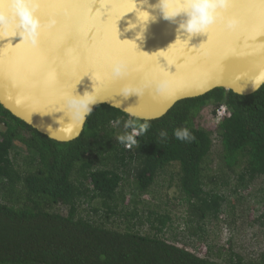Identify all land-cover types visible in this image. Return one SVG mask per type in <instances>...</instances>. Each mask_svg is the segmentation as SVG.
<instances>
[{"label": "trees", "instance_id": "16d2710c", "mask_svg": "<svg viewBox=\"0 0 264 264\" xmlns=\"http://www.w3.org/2000/svg\"><path fill=\"white\" fill-rule=\"evenodd\" d=\"M220 104L229 115L208 124L203 112L211 120ZM130 118L99 104L78 137L57 141L0 105V264H264V248L246 257L229 235L215 251L207 242L210 226L237 230L245 215L264 236V213L249 217L241 203L264 202L254 195L264 191V86L215 88L136 118L137 143L125 147L117 137ZM177 127L195 140H177Z\"/></svg>", "mask_w": 264, "mask_h": 264}, {"label": "water", "instance_id": "95a60500", "mask_svg": "<svg viewBox=\"0 0 264 264\" xmlns=\"http://www.w3.org/2000/svg\"><path fill=\"white\" fill-rule=\"evenodd\" d=\"M2 2L7 8L10 0ZM156 3L40 0L35 15L41 27L34 42L20 38L10 25L0 30V105L47 137L69 141L65 137H78L84 125L72 130L60 112L64 90L82 94L95 88L99 104L147 120L215 88L254 92L247 79L264 69V0H231L207 34L191 36L179 29L182 17L164 19L150 7ZM148 12L156 18L148 20ZM228 20L235 21L232 28ZM114 59L129 66L119 80L105 75ZM162 74L170 82L167 93L143 87ZM133 88H143L142 94H120Z\"/></svg>", "mask_w": 264, "mask_h": 264}, {"label": "clouds", "instance_id": "9594fccd", "mask_svg": "<svg viewBox=\"0 0 264 264\" xmlns=\"http://www.w3.org/2000/svg\"><path fill=\"white\" fill-rule=\"evenodd\" d=\"M231 0H157V3L150 5L154 9H158L159 13L164 19L175 21L177 17H182L179 23V29L183 30L187 34L195 35L198 33H208L211 26L222 20L223 10L230 6ZM3 2L0 0V30L6 25H10L12 29L17 33L20 38L27 37L30 41L34 42L35 37L41 27L39 18L35 15L36 11L40 7V0H10L7 3V8L13 13V17L9 18L8 14L3 10ZM149 13V12H148ZM155 16H151L149 13V19H155ZM147 20V21H148ZM235 21L228 20L227 27L232 28ZM142 31L138 39H142ZM129 72L128 64L120 59H114L108 66L105 75L109 76L113 80H119L125 77ZM102 77L97 75V82ZM251 84L253 91H258L264 86V69L259 70L255 75L247 79ZM143 87H154L159 94H165L169 91L170 82L166 75H161L159 79H153L146 83ZM238 95L243 92V87L234 89ZM143 92V88H133L129 91H121V95L127 97L130 93L140 96ZM100 103L99 95L95 88L92 91L87 89L82 94L76 93L74 90H64L60 95L61 110L64 117L67 120L72 130H79L85 124L87 118L92 114L94 106H98ZM129 117L124 122V133L117 137L118 141L125 147H131L137 143L134 135L131 134L128 129H133L136 125L135 113L129 111ZM120 121H117L119 124ZM148 126H141V131ZM159 136L162 140H166L168 133L165 130L160 131ZM173 136L182 142H193L195 136L187 127H177L173 130ZM74 137L66 136V140H70Z\"/></svg>", "mask_w": 264, "mask_h": 264}, {"label": "rangeland", "instance_id": "374dc122", "mask_svg": "<svg viewBox=\"0 0 264 264\" xmlns=\"http://www.w3.org/2000/svg\"><path fill=\"white\" fill-rule=\"evenodd\" d=\"M210 114L209 112L205 111L203 112L202 116L207 118L208 124H211L213 122V119L208 116ZM203 117V118H204ZM214 147H219V143L215 141ZM173 192V189L171 190V193ZM255 197L258 199H261L264 195V191L257 190V193L254 194ZM238 208H243L244 206H252L255 210H252L250 212L249 217H256L260 213H264V202L260 205L254 204V200L251 198H246L243 200L240 204V202H237ZM258 209V210H256ZM180 211V210H179ZM250 219L247 215L244 216V220L242 218L239 219V221H236L237 230H229L226 228V230L222 227H212L210 226V229L208 231V243L213 251L217 249V247L222 246L223 241L228 236L229 239V245H231V248L233 251H236L237 253L246 256V257H253L255 254L258 253L261 249L264 248V236L260 231V228L258 224H254L252 226H249L248 223ZM244 222V223H242ZM167 236L171 235L170 232L166 234ZM179 239V238H178ZM188 242V247L191 248L193 251L197 249L193 248V244L195 243L194 240H189L188 238H185ZM194 242V243H193ZM202 247V246H200ZM205 248V246H203ZM199 250V249H197ZM196 251V250H195Z\"/></svg>", "mask_w": 264, "mask_h": 264}, {"label": "built area", "instance_id": "2783aa9c", "mask_svg": "<svg viewBox=\"0 0 264 264\" xmlns=\"http://www.w3.org/2000/svg\"><path fill=\"white\" fill-rule=\"evenodd\" d=\"M228 115H229V110H228L227 106L225 104L218 105L215 108V112L212 116L213 123H217L220 119H222L223 117H226ZM132 133L136 134L137 131L133 130Z\"/></svg>", "mask_w": 264, "mask_h": 264}, {"label": "bare ground", "instance_id": "6f19581e", "mask_svg": "<svg viewBox=\"0 0 264 264\" xmlns=\"http://www.w3.org/2000/svg\"><path fill=\"white\" fill-rule=\"evenodd\" d=\"M3 10H4L6 13H10V12H9L10 9H7V8H6V5L3 7ZM10 15H13V13H10Z\"/></svg>", "mask_w": 264, "mask_h": 264}, {"label": "flooded vegetation", "instance_id": "af4514ba", "mask_svg": "<svg viewBox=\"0 0 264 264\" xmlns=\"http://www.w3.org/2000/svg\"><path fill=\"white\" fill-rule=\"evenodd\" d=\"M216 108V107H215Z\"/></svg>", "mask_w": 264, "mask_h": 264}]
</instances>
